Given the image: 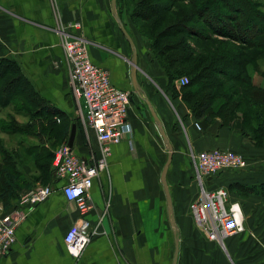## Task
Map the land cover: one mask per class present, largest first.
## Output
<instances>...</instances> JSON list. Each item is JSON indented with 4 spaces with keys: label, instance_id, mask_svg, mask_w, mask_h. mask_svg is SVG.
<instances>
[{
    "label": "crops",
    "instance_id": "0c3cea01",
    "mask_svg": "<svg viewBox=\"0 0 264 264\" xmlns=\"http://www.w3.org/2000/svg\"><path fill=\"white\" fill-rule=\"evenodd\" d=\"M57 18L66 29L90 42L92 62L110 72L113 84L133 94L129 110L132 134L112 146L107 170L93 182L90 194L94 209L88 220L97 233L81 255L74 257L65 236L80 217L78 209L62 193L65 182L49 175L44 178L43 173L48 164L47 154L54 155L64 142L51 148L55 140L48 136L41 141L35 131L24 134L3 130L4 119H0L1 168L4 157L13 155L15 170L23 175L28 186L13 201L18 205L25 193L38 186L54 185L50 198L27 212L25 221L16 230L15 245L0 259V264L174 263L175 234L161 182L168 149L152 111L174 148L167 182L180 238L177 264H264V225L245 224V232L227 239L225 248L210 241L206 232L196 226L190 204L200 189L193 180L188 154L190 149V154L196 150L199 153L232 150L245 158L247 167L227 173L221 178L222 185H258L264 183V145L257 146L238 128L221 127L220 120L205 125L201 133L202 125L198 130L195 118L184 104L177 100L176 105L164 94L165 71L149 59L146 50H140L130 34L138 50L137 81L143 98L139 97L131 79L132 47L113 15L112 0H0V61L16 60L36 92L50 106L66 114L64 123L71 126V131L79 119L78 108L68 82L61 39L55 32ZM122 22L126 24V20ZM75 23L81 25L78 31L72 28ZM4 136L19 137V148L9 149ZM74 151L84 161L92 162L99 154L95 133L88 136L82 125L77 127ZM247 200L264 204V197L240 199L245 220ZM3 208L0 204L1 211Z\"/></svg>",
    "mask_w": 264,
    "mask_h": 264
},
{
    "label": "trees",
    "instance_id": "16d2710c",
    "mask_svg": "<svg viewBox=\"0 0 264 264\" xmlns=\"http://www.w3.org/2000/svg\"><path fill=\"white\" fill-rule=\"evenodd\" d=\"M118 6L120 16L128 14L148 45L150 60L165 71V93L173 103L180 99L200 125L220 120L221 127L238 128L257 146L264 145V87L252 77L264 60V0H118ZM184 77L189 83L177 84ZM10 106L28 122L21 125L15 118L1 125L3 130L35 131L41 141L45 136L55 140L51 148L69 143L66 114L36 92L16 60L4 58L0 108ZM75 123L81 128L79 119ZM47 155L44 178H54L55 154ZM3 162L0 204L8 212L28 186L15 170L13 155ZM230 192L240 199L264 197V183L232 185Z\"/></svg>",
    "mask_w": 264,
    "mask_h": 264
},
{
    "label": "built area",
    "instance_id": "2783aa9c",
    "mask_svg": "<svg viewBox=\"0 0 264 264\" xmlns=\"http://www.w3.org/2000/svg\"><path fill=\"white\" fill-rule=\"evenodd\" d=\"M58 20L55 32L60 36L68 71V82L77 105V116L89 136L94 132L99 154L86 162L74 149L64 143L55 153L54 180L64 181V197L74 203L79 212L76 224L67 232L65 243L71 255L79 257L96 235L88 220L94 209L91 189L94 180L108 168L112 146L120 144L132 134L129 110L133 94L116 87L110 72L95 65L90 57V42L80 34L66 29ZM74 31L81 28L72 25ZM184 77L180 85L188 84ZM197 129H201L196 123ZM199 195L190 204L197 227L208 239L225 248V241L245 232V214L242 203L223 187L210 188L207 179L226 170L247 167L245 158L232 150L214 149L191 153ZM54 193V185L38 186L21 196L16 208L0 210V259L7 256L16 243V230L25 221L27 212L46 202Z\"/></svg>",
    "mask_w": 264,
    "mask_h": 264
},
{
    "label": "rangeland",
    "instance_id": "374dc122",
    "mask_svg": "<svg viewBox=\"0 0 264 264\" xmlns=\"http://www.w3.org/2000/svg\"><path fill=\"white\" fill-rule=\"evenodd\" d=\"M118 7L119 6H118V3H117V8ZM118 10H120V8H118ZM121 17H122L123 20H126V24L125 25H126V27L128 29V30L127 29L126 30L130 32V33L128 32L129 34H132V37L135 39V42L140 45V48H141L140 50H143V51L146 50V54H148V56H149V47L144 42V39H143L142 35L139 33V31L137 30V28L134 26V24L132 22V19L128 16V14H126L124 12H123V14H121ZM215 39H216V41L222 42V39L220 37H218V38L215 37ZM252 77H253V79L255 81V84L257 83V84H260V85H264L263 84L264 83V79H263L264 78V60L260 61L259 67H258V71L257 72H254L252 74ZM180 81H181V79L177 81V84L180 85ZM165 89H166V87H165ZM165 89H163V92H164L165 95H167V93H165L166 92ZM170 97L168 96L169 99H170ZM178 101L181 102L180 99H178ZM175 103L177 105V103H178L177 100H175ZM0 115H1V118L0 119H4V121L1 124H7V125L10 124L11 121H12V119L15 120V116H17V115H18L17 116L18 119H16V120L21 125H24V124H26L28 122V118L26 116H23V115H20V114H16V111L14 109V106H10L7 109H0ZM177 123H178V126L183 130V128H182L183 125L180 124L179 121ZM183 123L185 124V122H183ZM202 130L203 131H201V133H203L204 130H205V125L204 124L202 125ZM4 139L6 141L5 142V145L9 149H17V148H19V145H18L19 144V141H20L19 137H16V138H7L6 136H4ZM58 147L59 146L57 145V148ZM190 152H191V149L188 151L189 158H190ZM194 153L198 154L199 152H197V150H196ZM200 153H202V152H200ZM237 172H239V170H237V171L236 170H226V171H222L221 173H219V174H217L215 176L209 177L207 179L208 185L210 186V188L223 187V188H226V189H228L230 191V188H229L230 186H228V185H222L224 183L221 182V178H223L227 173L233 174V173H237ZM195 179H196V177H195V170L193 169V180H195ZM234 198H236V197H234ZM246 204L247 205H245V206H246L247 219L245 220V224L246 225L247 224L248 225H264V204L260 205L257 202H254L252 200L251 201H248L247 200V203Z\"/></svg>",
    "mask_w": 264,
    "mask_h": 264
},
{
    "label": "water",
    "instance_id": "95a60500",
    "mask_svg": "<svg viewBox=\"0 0 264 264\" xmlns=\"http://www.w3.org/2000/svg\"><path fill=\"white\" fill-rule=\"evenodd\" d=\"M117 3L118 0H112V12L113 15L116 19V21L118 22V24L120 25L122 32L124 33V35L127 37L128 41L130 42L131 46H132V50H133V57L131 60V65H132V69H131V79H132V83L136 89V93L139 97L143 98V92L142 89L138 86V81H137V76H138V50L137 47L132 39V37L130 36V34L128 33V31L126 30L125 25L122 22V19L119 16L118 13V8H117ZM133 101V99H132ZM152 111V110H151ZM153 113V117L157 122V126L159 128L160 134L164 140V143L168 149V159L167 162L163 168L162 174H161V182L162 185L164 187V191L166 194V198H167V209H168V216H169V220H170V224L173 228V232L175 234V241H176V255L174 258V263L173 264H177L178 263V255H179V246H180V241H179V233H178V227L174 218V207H173V202H172V196L170 193V189H169V185L167 182V176H168V172L170 169V166L172 164L173 161V157H174V148L172 143L170 142L163 126L162 123L160 122V120L158 119V117ZM76 132H77V125L74 124L72 127V131H71V136L69 139V147L71 149H74V143H75V138H76Z\"/></svg>",
    "mask_w": 264,
    "mask_h": 264
}]
</instances>
